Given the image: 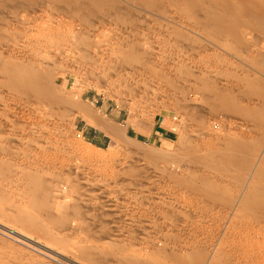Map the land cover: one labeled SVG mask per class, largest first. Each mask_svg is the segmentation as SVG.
<instances>
[{
	"label": "rangeland",
	"instance_id": "rangeland-1",
	"mask_svg": "<svg viewBox=\"0 0 264 264\" xmlns=\"http://www.w3.org/2000/svg\"><path fill=\"white\" fill-rule=\"evenodd\" d=\"M153 1L0 0V64L53 80L37 106L0 77V264H264V25L233 13L264 0Z\"/></svg>",
	"mask_w": 264,
	"mask_h": 264
},
{
	"label": "bare ground",
	"instance_id": "bare-ground-1",
	"mask_svg": "<svg viewBox=\"0 0 264 264\" xmlns=\"http://www.w3.org/2000/svg\"><path fill=\"white\" fill-rule=\"evenodd\" d=\"M63 1H65V0H63ZM70 1V0H69ZM73 1V0H72ZM78 1V2H77ZM103 1L104 0H102L101 2L102 3H100L99 1H97V0H76V2H73V3H78V5L80 6V8L78 9V11L77 12H82V13H90V14H93V13H95V9H101V8H103V7H105L104 9H108L109 7H108V3L109 2H107V3H103ZM136 1V0H135ZM138 2L137 3H135V4H137V6H138V8H139V6L140 5H144V9L146 8L145 7V5L147 4V5H149L150 3L148 2L149 0H147V1H145L144 0V2L146 3V4H144V2L142 3L141 2V0H137ZM152 1V0H151ZM155 1V0H154ZM153 1V2H154ZM209 1V0H208ZM215 1H217V0H215ZM219 1V0H218ZM226 1V0H225ZM224 1V2H225ZM67 2H68V0H67ZM149 4H148V3ZM152 2V3H153ZM160 2V1H159ZM214 2V1H213ZM221 2H222V0H221ZM223 2V3H224ZM237 2V1H236ZM151 3V4H152ZM197 3V2H196ZM199 3V2H198ZM198 3H197V5H198ZM240 3V2H239ZM156 4L157 5H159L158 3H157V1H156ZM200 4V3H199ZM215 4H217V3H215ZM227 4V3H226ZM226 4L224 3V4H219L218 3V6H220L221 8H224V7H222V6H225L226 7ZM255 4H257V3H255ZM261 4V3H260ZM146 5V6H147ZM154 5V4H153ZM153 5H150V6H153ZM232 5V4H231ZM241 5V4H240ZM252 5H254V4H252ZM252 5L249 7V8H246L247 6H245L244 8H242L241 6H239V8H234V14H238V15H241V16H244V17H246V18H251V19H253L257 24H255V25H257V26H260V24H261V26H263L264 25V6H259V3H258V6L253 10V9H250V8H254V7H252ZM262 5V4H261ZM264 5V4H263ZM135 6V5H134ZM150 6H149V9H150ZM198 6H200V5H198ZM217 6V7H218ZM249 6V5H248ZM255 6V5H254ZM142 7V6H141ZM140 7V8H141ZM156 7H158V6H156ZM234 7V6H233ZM233 7H231V8H233ZM139 8V9H140ZM198 8V7H197ZM104 9H102V10H104ZM142 9V8H141ZM146 9H148V6H147V8ZM154 9H155V7H154ZM220 9V8H219ZM225 9V8H224ZM228 9V8H227ZM226 9V10H227ZM100 11L99 13H101V12H103V11ZM232 10V9H231ZM213 11V10H212ZM215 11H216V9H215ZM223 11V10H222ZM229 11V10H228ZM97 12V11H96ZM218 12V11H217ZM230 12V11H229ZM209 13H211V12H209ZM213 13H214V11H213ZM213 13H211V15L213 14ZM227 13V12H226ZM232 13V12H231ZM215 14V13H214ZM222 15V14H221ZM221 15H216V16H218L217 17V19H216V26H217V29L219 30V31H227V32H233L232 31V28H231V25H232V22H234L233 21V18H232V15L231 16H229V15H227V16H229V18H227V17H224V16H221ZM224 15V14H223ZM234 16V15H233ZM213 17V16H212ZM208 18V17H207ZM234 18H237V17H234ZM208 20V19H207ZM211 20H213V19H211ZM211 20H208L207 22H211ZM248 20V19H247ZM252 20V21H253ZM237 21V20H236ZM239 21V20H238ZM214 21H213V23H215ZM235 23V22H234ZM237 23H239V22H237ZM244 23V22H243ZM247 23V22H246ZM245 23V24H246ZM245 24H244V26H245ZM209 25V24H208ZM234 25V24H233ZM243 25V24H242ZM249 25V24H248ZM239 26V25H238ZM260 26V27H261ZM259 27V28H260ZM252 28H253V26H252ZM262 28V27H261ZM258 29V28H257ZM214 31H215V33H217L216 32V29H213ZM234 31H235V29H234ZM252 31V30H251ZM227 32H226V34H227ZM236 32V31H235ZM235 32H233L234 34H235ZM223 33V32H222ZM260 33V32H259ZM258 33V34H259ZM219 34V33H218ZM232 34V33H231ZM217 35V34H216ZM225 35V34H224ZM260 35H261V33H260ZM231 36V35H230ZM233 36V35H232ZM236 36V35H235ZM226 37V36H225ZM227 37H228V34H227ZM222 38V37H221ZM232 39V38H231ZM235 39V38H234ZM238 39V38H237ZM217 40H219V39H217ZM220 41V40H219ZM35 44L37 45V44H40L38 41H35ZM36 45L35 46H33L34 47V49H35V47H36ZM38 46H40V45H38ZM37 46V47H38ZM24 47V46H23ZM22 47V48H23ZM28 48L29 49V47L28 46H25V48ZM24 48V49H25ZM24 49H23V51H22V53L24 52ZM31 49L32 48H30L29 49V52L31 51ZM27 50V49H26ZM32 51H33V49H32ZM31 51V52H32ZM34 53H35V51H33ZM38 52V51H37ZM25 53H27V51L25 52ZM33 54V53H32ZM23 55V54H22ZM33 57H35L34 55H33ZM37 57V56H36ZM27 58H28V55H27ZM26 58V60L27 61H23L24 62V64H22L23 62L22 61H20L19 63H17L18 61H16V62H12V60H11V62H8V60H7V62L5 61V62H3V63H1L0 64V77L2 78V82H3V87L1 86V88H5L6 87V89H8V90H6V91H8V93H10V92H12V95L11 96H13L14 94H15V96L17 97V95H18V97L20 96V95H22V96H24V97H27L28 98V96L29 97H31V99H35V100H37V99H41L42 98V96L44 95V94H50L49 92H52L53 90H52V88H51V81H53L52 80V78L51 77H49V73L47 72V74L45 73L46 71H45V69H44V72H41V71H38L39 70V68H38V70L36 69H34L35 67H33V65L32 64H34L35 63V59L36 58H32L33 60L32 61H34V63H30V64H25V63H28V59H30L31 60V58H28L27 59ZM25 58L23 57V60H24ZM39 59H41L40 57H39ZM3 60V59H2ZM31 61V62H32ZM38 61V59L36 60V62ZM2 62V61H1ZM42 62V61H41ZM40 62V63H41ZM39 64V63H38ZM35 65H37V64H35ZM39 66V65H38ZM41 66V65H40ZM39 66V67H40ZM46 66H48V64L47 65H45L44 67H40L41 69L40 70H42L43 71V68H46ZM52 67V66H51ZM49 68V67H48ZM264 68V67H263ZM47 69V68H46ZM67 72H69V71H67ZM53 75V74H52ZM49 81L48 83H49V85H46L45 86V82L46 81ZM0 83H1V81H0ZM47 83V82H46ZM47 86H49V87H47ZM263 87V86H262ZM249 88V87H248ZM244 89V88H243ZM4 90V89H3ZM4 90V91H5ZM52 90V91H51ZM244 91H245V89H244ZM264 91V90H263ZM7 93V92H6ZM17 94V95H16ZM47 94L46 95H44V96H46V98H47ZM68 94V93H67ZM263 94V93H262ZM7 95H9V94H7ZM56 95V94H55ZM260 95V94H259ZM10 96V95H9ZM49 96V95H48ZM50 96H52V95H50ZM49 96V97H50ZM54 96V95H53ZM57 96V95H56ZM55 96V97H56ZM61 95H60V92H59V97H60ZM73 96V95H72ZM81 95L79 94V97H80ZM23 97V98H24ZM55 97H54V99H55ZM75 97V96H74ZM261 97V96H260ZM8 98V97H7ZM21 98V97H20ZM44 99L43 100H45V97H43ZM57 98H58V96H57ZM67 98V97H66ZM263 98V97H262ZM30 99V100H31ZM33 99V100H34ZM51 99V98H50ZM53 99V100H54ZM68 99V98H67ZM22 100V99H21ZM24 100H26L25 98H24ZM28 100H29V98H28ZM32 100V101H33ZM34 100V102H35V104L37 105V103L38 102H36ZM43 100H41V103L39 104V105H42V101ZM48 100V99H47ZM56 100V99H55ZM71 100V99H70ZM19 101V100H18ZM31 101V102H32ZM49 101V100H48ZM57 101V100H56ZM56 101H54L53 103H55ZM24 102V101H23ZM29 102V101H28ZM34 102H32V103H34ZM44 102V101H43ZM50 102V101H49ZM49 102H47V105L49 104ZM60 102V101H59ZM59 102H57L58 103V105H59ZM62 102V101H61ZM65 102H66V100H65ZM228 102V101H227ZM22 103V102H21ZM46 103V102H45ZM51 103V102H50ZM79 103V102H78ZM229 103V102H228ZM227 103V104H228ZM231 103V102H230ZM29 105H30V103H29ZM39 105H37V106H39ZM44 105V104H43ZM50 105H53V104H50ZM60 105H62V104H60ZM32 106V105H31ZM46 106V105H45ZM64 106V105H63ZM74 107V108H76L78 111V113H80L81 114V116L83 117V119L85 120V123L88 125V126H90L91 128H93V129H96L97 131H99V132H101L102 134H104V136L106 135V136H108L110 139H112V140H114V141H117V140H122V135H120L119 133H121V132H118L117 130H116V128L114 127V126H112L111 124H109L108 122H106V121H104L103 119H101V118H99V117H96L97 115L96 114H94V113H92V112H90L89 110H87V109H85V108H83L80 104H76V103H73L72 105H70V107ZM225 106H227V105H225ZM231 106V105H230ZM229 105H228V108L230 107ZM60 107V106H59ZM71 107V108H72ZM35 108H37V107H35ZM39 108V107H38ZM48 108V107H47ZM54 108V107H53ZM61 108V107H60ZM73 108V109H74ZM28 109V108H27ZM55 109H57V107L55 108ZM47 110V109H46ZM26 111V110H25ZM39 112V111H38ZM96 115V116H95ZM5 116V115H4ZM3 117V116H2ZM18 117V116H17ZM27 118V117H26ZM3 119V118H2ZM25 119V118H24ZM22 120V119H21ZM36 126V125H35ZM11 128V127H10ZM10 130V129H9ZM30 135V134H29ZM121 137V138H120ZM120 138V139H119ZM26 142V141H25ZM121 142V141H120ZM236 142V141H235ZM232 142L230 141V144H231ZM234 143V142H233ZM237 143V142H236ZM240 143V142H239ZM226 145H227V143H226ZM225 145V146H226ZM231 145H236L235 143L234 144H231ZM231 145H227L229 148H231L232 146ZM244 145V144H243ZM226 146V147H227ZM240 146H242V145H240ZM223 147V146H222ZM243 147V146H242ZM224 148V147H223ZM233 148H235V146H233ZM233 148H231V149H233ZM241 148V147H240ZM220 149V148H219ZM225 149H227V151H228V148H225ZM235 149H237V148H235ZM216 150V149H215ZM218 150V149H217ZM239 150V149H238ZM237 150V151H238ZM242 150H244V149H242ZM246 150V149H245ZM231 151V150H230ZM234 151H236V150H234ZM25 152H27V151H25ZM217 152V151H216ZM215 152V153H216ZM219 152H221V151H219ZM222 152H223V150H222ZM244 152V151H243ZM215 153H214V155H213V157L212 158H215ZM231 153H234V155L233 154H229L230 156H227V157H229L230 159H231V157L232 156H235L236 154L238 155V153H236V152H231ZM236 153V154H235ZM241 153V152H240ZM239 153V155H241ZM222 154V157H223V155H227L226 153H221ZM220 153H219V155H221ZM244 154H246L245 152H244ZM28 155V154H27ZM211 155V156H212ZM218 155V154H217ZM236 155V156H237ZM225 156L223 157V158H221L222 160H226V159H224L225 158ZM28 157V156H27ZM26 157V158H27ZM209 157V156H208ZM238 157H241V156H238ZM245 157V156H244ZM192 158V160H194L195 158H193V157H191ZM191 158H190V160H191ZM216 158H217V156H216ZM229 158L227 159V161H229ZM234 158V160H235V158L236 157H233ZM198 159V158H197ZM202 159V158H201ZM199 160V161H202V160ZM209 159H211V158H209ZM219 159V158H218ZM237 159V158H236ZM242 159V157L240 158V160ZM245 159V158H244ZM244 159H242L241 160V163H240V160H239V163H240V165H242V164H244V162H242V161H245ZM42 160V159H41ZM208 160V159H207ZM216 160V159H215ZM209 161V160H208ZM220 161V160H219ZM195 162V161H194ZM196 162H198V160L196 161ZM204 161H202V162H198V163H203ZM212 162V161H211ZM218 162V161H217ZM221 162V161H220ZM224 161H222L221 163H223ZM231 162V161H230ZM232 162H233V159H232ZM237 163V160L236 161H234V164H236ZM246 162V161H245ZM30 163V162H29ZM213 163H214V161H213ZM213 163H212V166H213ZM220 163V164H221ZM229 163V162H228ZM227 163V164H228ZM261 163H262V161H261ZM260 163V164H261ZM209 164H211L210 162H209ZM217 164V163H216ZM263 164V163H262ZM203 165H204V163H203ZM206 165V164H205ZM208 165V164H207ZM222 165V164H221ZM221 165H220V167H218V168H221ZM239 164H237L236 166H238ZM27 166V165H26ZM215 166V165H214ZM228 166V165H227ZM226 166V167H227ZM230 166H231V164H230ZM207 167V166H206ZM232 167H234V166H232ZM262 167H264V166H261V170H262ZM27 168V167H26ZM223 168V167H222ZM222 168H221V170H222ZM229 169H232L231 167L229 168ZM226 170V169H225ZM228 170V169H227ZM261 170H259V171H261ZM42 172V171H41ZM229 172H230V170H229ZM225 173V172H224ZM261 173V172H260ZM264 173V172H263ZM258 174V173H257ZM260 175V174H259ZM34 176V175H33ZM260 177V176H259ZM38 178V177H37ZM41 178V177H40ZM262 178H264V176L262 175ZM34 179V178H33ZM43 179V178H42ZM261 179V178H260ZM29 181L31 180V178L30 179H28ZM38 180V179H37ZM263 180V179H262ZM36 181V180H35ZM35 181H33V182H35ZM31 183V182H30ZM29 183V184H30ZM44 183V182H43ZM38 183L36 182V185H37ZM40 184V183H39ZM260 184H263V186H264V182L263 183H260ZM22 185V184H21ZM258 185H259V183H258ZM256 186V187H259V186ZM29 187H31V186H29ZM35 187V186H34ZM40 185H39V187L37 188V186L35 187V188H33L35 191H37V190H39L40 191ZM41 189H43V188H41ZM54 189V188H53ZM263 189V188H262ZM50 190V189H49ZM256 190H257V188H256ZM259 190V189H258ZM33 191V190H32ZM48 191V190H47ZM263 191V192H262ZM41 192V191H40ZM258 192L259 191H257V195H258ZM261 192L263 193L262 194V196L264 195V190H261ZM33 193H34V191H33ZM54 194V193H53ZM33 195H35V194H33ZM254 195H255V193H254ZM37 196V195H36ZM210 196H211V194H210ZM250 196V195H249ZM260 196H261V194H260ZM260 196H258V198H257V196H255L256 198H257V202L259 203V201H258V199H259V197ZM261 196V198L262 199H264V197H262ZM42 197V196H41ZM48 197V196H47ZM212 197V196H211ZM252 197H254V196H252ZM213 198H214V196H213ZM248 198V197H247ZM30 199V198H29ZM35 201V200H34ZM249 201H252L251 200V197H250V200H248V202ZM255 201H256V199L254 198V204H258V203H255ZM261 201V200H260ZM263 202H264V200H262ZM263 202H261L260 204L262 205V206H258L259 207V209H260V211L262 212V214L264 215V203ZM46 203V202H45ZM58 203V202H57ZM34 204V203H33ZM36 204V203H35ZM39 204V203H38ZM55 204V203H54ZM37 206H39V205H37ZM253 207H254V205H253ZM76 209V208H75ZM56 210V209H55ZM73 210V209H72ZM256 210H258V209H256ZM74 211V210H73ZM76 212V211H75ZM261 214V215H262ZM26 221H28V220H26ZM26 221H25V223H26ZM5 232H2V231H0V235L2 236V237H5V238H9V235L7 234V233H5ZM174 253V252H173ZM178 256V255H177ZM169 258V257H168ZM189 258V257H188ZM187 258V259H188ZM203 258H205V257H203ZM213 258H215V257H213ZM217 258V257H216ZM211 259V258H210ZM219 259V258H218ZM224 259H226V258H224ZM231 259V258H230ZM229 259V260H230ZM174 260H175V258H174ZM173 260V261H174ZM176 260H178V259H176ZM185 260V259H184ZM193 260V259H192ZM201 260V259H200ZM205 260V259H204ZM228 260V261H229ZM194 261V260H193ZM197 261V260H196ZM231 261V260H230ZM237 261V260H236ZM176 262V261H175ZM178 262V261H177ZM186 262V261H185ZM201 262V261H200ZM199 262V263H200ZM216 261H214V263H215ZM225 262V261H224ZM257 262V261H256ZM260 262V261H259ZM211 263V262H210ZM209 263V264H210ZM213 263V262H212ZM213 263V264H214ZM228 263V262H227ZM230 263V262H229ZM236 263V262H235ZM147 264V263H146ZM172 264V263H171ZM177 264V263H176ZM182 264H184V263H182ZM185 264H187V263H185ZM225 264V263H224ZM242 264V263H241ZM261 264H262V262H261Z\"/></svg>",
	"mask_w": 264,
	"mask_h": 264
}]
</instances>
